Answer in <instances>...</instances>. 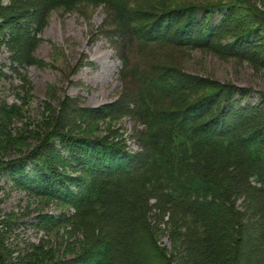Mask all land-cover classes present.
Returning <instances> with one entry per match:
<instances>
[{"label": "trees", "instance_id": "obj_1", "mask_svg": "<svg viewBox=\"0 0 264 264\" xmlns=\"http://www.w3.org/2000/svg\"><path fill=\"white\" fill-rule=\"evenodd\" d=\"M131 1L9 0L5 7L0 2V45L13 50L12 59L22 67L35 63L32 40L47 6L103 3L113 10L114 29L106 31L111 40L118 38L120 47L114 46L123 72L130 62L125 46L135 36L165 41L170 30L182 37L174 40L178 44L205 46L264 69V0H201L204 3L161 11L159 18H135ZM172 75L148 70L141 94L158 99L213 84L202 78L198 85L177 87L178 77ZM216 84L215 92L200 95L179 111H158L156 100L136 99L126 92L114 103L84 109L83 115L89 114L83 117L85 123H90L135 108L132 115L144 128H133L131 137L136 136L141 148L133 152L106 134L79 133L77 121L70 119L71 125L64 114V107L77 104L61 102L49 118L51 126L41 129L28 154L16 161L0 159V169L27 194L61 207L58 214L40 213L39 227L49 231L69 225L83 235L84 245L72 258H50L51 251L40 257L42 249L34 245L15 249L8 240L15 226L0 214V264H261L253 251L264 245V96L257 103L236 105L234 96L244 99L251 90ZM0 104L3 127L20 107ZM204 148L211 157L205 169L198 160ZM238 194L241 207L235 205ZM150 197L156 199L155 217L168 214L172 238L181 239L184 249L168 254L158 244L145 217Z\"/></svg>", "mask_w": 264, "mask_h": 264}, {"label": "rangeland", "instance_id": "obj_2", "mask_svg": "<svg viewBox=\"0 0 264 264\" xmlns=\"http://www.w3.org/2000/svg\"><path fill=\"white\" fill-rule=\"evenodd\" d=\"M0 2L3 6L9 0ZM193 2L204 3L201 0H133L128 6L132 11H137L133 15L135 18L138 15L147 17V14L159 18L161 11H176ZM2 11L0 8V12ZM45 11L40 30L32 40L31 53L37 59L33 58L35 63L22 67L12 59L14 51L8 46L0 45V103H15L20 107L11 120H4L5 126L0 124V159L4 161H16L28 154L37 143L36 139L41 136V129L51 126L50 116L67 99L77 105L74 108L64 107V114L69 117L65 115L71 125V120L77 121L75 127L79 125L76 129L79 133L86 136L106 134L120 140L124 148L133 152L141 150L139 142L135 141L136 136L131 137L133 128H144V124L132 115L135 114V108L130 113H119L112 118L106 116L90 123H85L83 117L89 114L83 115L84 109L114 103L126 92L136 99L142 97L150 102L156 100L154 108L158 111H179L200 95L215 92L216 83H231L251 90L241 100H238L236 94V105L257 103L261 100V95L264 96L263 68L255 67L243 58L223 56L205 46L178 44L174 40H181L182 37L174 30L166 32L165 41L148 42L137 36L132 42L127 40L130 43L125 49L130 62L123 72L122 62L116 55L115 46L120 47L116 40L118 38L111 40L106 31L114 29V25L110 24L113 10L109 5H50ZM39 60H43L44 64L40 65ZM148 70L152 75L169 73L173 76L174 72V76L178 77L175 81L177 87L198 85L202 78L213 84L209 89L197 92L177 91L158 99L149 98L145 93L141 94L146 81L143 74ZM189 76L198 80L188 79ZM24 93L26 95L20 98ZM10 136L11 139L6 140ZM55 146L59 145L55 142ZM199 157V167L205 169L207 160L211 159L207 148H204ZM238 185L245 189L244 185ZM234 186L230 191L235 196ZM154 200L156 199L153 197L148 199L145 217L153 228L158 244L168 254L184 249L181 239L172 238L173 226L168 220V214L155 217L153 211L158 209L153 206ZM49 201L27 194V190L18 185L14 177L5 169H0V214H3L5 223L15 226L14 232L9 234V242L15 245V249L26 245L39 246L37 249H42L38 254L40 257H45V253L49 254L51 251L50 258H72L84 245V238L79 230L62 225L47 231L36 224L40 213L60 212L61 207L57 208ZM235 203L241 207L242 196L238 194ZM67 212L71 213L70 210ZM156 226L158 228L155 230ZM19 250L22 252L30 249ZM17 254L14 252L13 256ZM253 254L261 264L264 263V245L253 251Z\"/></svg>", "mask_w": 264, "mask_h": 264}]
</instances>
